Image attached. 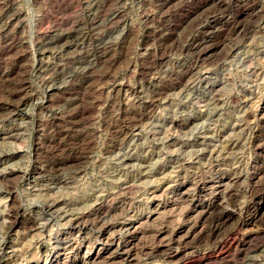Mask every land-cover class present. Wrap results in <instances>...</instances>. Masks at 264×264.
<instances>
[{
    "label": "rangeland",
    "instance_id": "1",
    "mask_svg": "<svg viewBox=\"0 0 264 264\" xmlns=\"http://www.w3.org/2000/svg\"><path fill=\"white\" fill-rule=\"evenodd\" d=\"M215 2L0 0V264H264V0ZM216 184L239 232L209 259L174 230Z\"/></svg>",
    "mask_w": 264,
    "mask_h": 264
},
{
    "label": "bare ground",
    "instance_id": "2",
    "mask_svg": "<svg viewBox=\"0 0 264 264\" xmlns=\"http://www.w3.org/2000/svg\"><path fill=\"white\" fill-rule=\"evenodd\" d=\"M163 1V0H162ZM166 1V0H165ZM176 1V0H175ZM181 1V0H180ZM246 1V0H245ZM162 3V2H161ZM160 3V4H161ZM211 4V3H210ZM215 4L217 5L216 7H222L223 6V3H222V0H216V2H215ZM248 4V3H247ZM158 5V4H157ZM163 5V4H162ZM175 5V4H174ZM219 5V6H218ZM158 6H160V5H158ZM157 6V7H158ZM166 6H167V4H166ZM164 7V6H163ZM168 8V7H167ZM158 9V8H157ZM165 9V8H164ZM216 9V8H215ZM262 9H263V7L261 6L260 8L258 7V9L257 10H255V11H253L252 12V14L253 15H255V17H256V15H259V12L260 11H262ZM118 10V9H117ZM216 10H219V11H222L221 10V8H217ZM119 12V11H118ZM117 12V13H118ZM113 13V12H112ZM111 13V14H112ZM115 13V12H114ZM121 13V12H120ZM166 13V12H165ZM13 15V14H12ZM113 15V14H112ZM116 15H118V14H116ZM116 15H115V17H116ZM120 15V14H119ZM228 15V14H227ZM239 15V14H238ZM237 15V16H238ZM262 15H263V13H262ZM262 15H259V18H260V16H261V18H262ZM122 16V15H121ZM230 16H231V14H230ZM240 16V15H239ZM151 17V16H150ZM153 17V16H152ZM112 18V17H111ZM114 18V17H113ZM123 18V17H122ZM157 18V17H156ZM237 18V17H236ZM235 18V19H236ZM258 18V19H259ZM119 20V19H118ZM256 20H257V18H256ZM111 21V20H110ZM116 21V20H115ZM114 21V22H115ZM200 21V20H199ZM202 21V20H201ZM215 21V20H214ZM232 21V20H231ZM178 23V22H177ZM199 24V23H198ZM223 25H228V24H233V21L232 22H230L229 20H226V21H223V23H222ZM238 24V23H237ZM254 24V23H253ZM235 25L236 24H233V27H235ZM9 26V25H8ZM129 26V25H128ZM164 27V26H163ZM221 27V26H220ZM225 27V26H224ZM230 27H231V25H230ZM243 27V26H242ZM127 29H128V27H127ZM157 29V28H156ZM163 29V28H162ZM229 29V28H228ZM243 29V28H242ZM171 30V29H170ZM231 30V29H230ZM208 31V30H207ZM241 31V30H240ZM162 33V32H161ZM242 35V34H241ZM154 36V35H153ZM205 37V38H204ZM204 37H202V38H204V40L200 43V42H192L193 43V45H192V49H193V53L195 54L194 56H195V58L194 59H192V60H194V62H197L198 60H200L201 59V57L202 56H204L209 50H212V47H215V45H213V43H210L209 41H210V39L208 38V36L206 37V36H204ZM186 38V37H185ZM197 40H199V39H197ZM119 41V40H118ZM188 42V41H187ZM209 42V43H208ZM112 43V42H111ZM190 43V45H191V42H189ZM154 44V43H153ZM160 44V43H159ZM170 44V43H169ZM81 45V44H80ZM110 45V44H109ZM157 45V44H156ZM189 45V46H190ZM110 46H115V44H111ZM162 46V45H161ZM231 46V45H230ZM116 48V47H115ZM211 48V49H210ZM228 48V47H227ZM169 50V49H168ZM177 50V49H176ZM180 50V49H179ZM191 50V49H190ZM52 51V50H51ZM227 51V50H226ZM229 51V50H228ZM153 53V52H152ZM193 55V54H192ZM98 57V56H97ZM55 58V57H54ZM215 58V57H214ZM96 59V58H95ZM154 59V58H153ZM202 59H204V58H202ZM213 59V58H212ZM150 60V59H149ZM60 61V60H59ZM202 61V60H201ZM205 61V60H204ZM89 62V61H88ZM147 62V61H146ZM199 62V61H198ZM197 62V63H198ZM191 63V62H190ZM200 63V62H199ZM203 64V63H202ZM148 65V64H147ZM152 69V67L149 65V66H147V67H145L144 68V75H143V77L150 71ZM143 71V70H142ZM151 72V71H150ZM173 72H175V71H173ZM143 74V73H142ZM150 74V73H149ZM148 74V75H149ZM175 74V73H174ZM173 74V75H174ZM148 75H147V77H148ZM156 75V74H155ZM158 75V74H157ZM171 75V74H170ZM165 76V75H164ZM169 76V75H168ZM6 77V76H5ZM160 78V77H159ZM168 78V80L170 81V78L169 77H167ZM123 79V78H122ZM145 79H146V77H145ZM149 80V79H148ZM163 80H165V79H163ZM189 80V79H188ZM120 81V80H119ZM126 81V80H125ZM160 81V80H159ZM160 82H162V81H160ZM169 84L170 83H168V86H169ZM172 84V83H171ZM115 85V84H114ZM129 85V84H128ZM23 86V85H22ZM123 86H125V84H124V82H118L117 83V85H115V86H113L114 88H119V87H123ZM159 86V85H158ZM112 87V88H113ZM128 87V86H127ZM133 88V87H132ZM138 88V87H137ZM140 88V87H139ZM135 89V88H134ZM134 89H132V90H134ZM156 89V88H155ZM185 89V88H184ZM118 90V89H117ZM124 90V89H123ZM128 90H130V89H128ZM58 91L60 92V93H65L66 92V89L65 88H58ZM262 91V90H261ZM12 93V92H11ZM125 93V92H124ZM133 93V92H132ZM138 93V92H137ZM25 94V93H24ZM62 95V94H61ZM125 95V94H124ZM134 95V94H133ZM160 95V88H157L156 90H154V91H152V94L148 97V99H146V101H144L142 104L147 108V107H149V106H153L154 105V102L156 103V97L157 96H159ZM220 95V94H219ZM127 96V95H126ZM65 97V96H64ZM127 98H129V96L127 97ZM10 99V98H9ZM123 99V98H122ZM126 99V98H125ZM130 99V98H129ZM124 100V99H123ZM132 100V99H131ZM211 100V99H210ZM125 101V100H124ZM128 100H126V102H127ZM125 102V103H126ZM129 102H131V101H129ZM128 102V103H129ZM133 102V101H132ZM222 103V102H221ZM16 104V103H15ZM127 104V103H126ZM131 104V103H130ZM133 104V103H132ZM139 104V103H138ZM220 104V103H219ZM142 105V106H143ZM155 108V107H154ZM216 108V107H215ZM264 105L262 106V107H260L259 108V116L261 115V117H260V120H261V122H263L264 123V115H262V112H264ZM145 109V108H144ZM12 110V109H11ZM65 111V110H64ZM68 111V110H67ZM11 112V111H10ZM71 112V111H70ZM137 112V111H136ZM144 112V111H143ZM81 113H82V110H81ZM139 113V112H138ZM141 113V112H140ZM85 114V113H84ZM258 114V113H257ZM256 115V114H255ZM247 116V115H246ZM53 117H55V116H53ZM59 117H61L60 115H59ZM123 117V116H122ZM84 118V117H83ZM249 118V117H248ZM11 119V118H10ZM77 119V118H76ZM256 119H259V118H256ZM47 120V119H46ZM48 120H49V118H48ZM70 120V119H69ZM124 120V119H123ZM127 120V119H126ZM247 120V119H246ZM254 120V119H253ZM259 120V121H260ZM50 121V120H49ZM58 121V120H57ZM44 123V122H43ZM10 124V123H9ZM79 124V123H78ZM85 124V123H84ZM127 124V123H126ZM137 124V123H136ZM7 125V124H6ZM131 125V124H130ZM244 125V124H243ZM117 126V125H116ZM4 127V126H3ZM67 128V127H66ZM11 130V129H10ZM136 130V129H135ZM9 133V132H8ZM18 133V132H17ZM127 133V132H126ZM118 137V136H117ZM121 137V136H120ZM121 141V140H120ZM251 141V140H250ZM206 144V143H205ZM213 149V148H212ZM210 151H212V150H210ZM221 151V150H220ZM256 151V150H255ZM227 152V151H226ZM6 153V152H5ZM258 153H260V152H258ZM196 154V153H195ZM218 154V153H217ZM215 155V154H214ZM219 156V155H218ZM216 157V156H215ZM6 159V158H5ZM73 159V158H72ZM195 159V158H194ZM259 160V159H258ZM205 160H203V162H204ZM77 163V162H76ZM260 163H261V167L259 166L258 168L256 167V169L257 170H263L264 169V157H261L260 158ZM78 164V163H77ZM124 164V163H123ZM125 164H127V163H125ZM210 164V163H209ZM196 165V164H195ZM211 165V164H210ZM260 165V164H259ZM50 166V165H49ZM68 166V165H67ZM125 166V165H124ZM233 166V165H232ZM51 167V166H50ZM213 167V166H212ZM176 169V168H175ZM174 169V170H175ZM11 171V170H10ZM216 171V170H215ZM173 172V171H172ZM185 172V171H184ZM199 172H201V171H199ZM257 172V171H256ZM40 173V172H39ZM3 174H4V172H3ZM79 174V173H78ZM190 174V173H189ZM258 174V173H257ZM73 175H75V174H73ZM166 176V175H165ZM262 176H264V175H262ZM139 177V176H138ZM163 177V176H162ZM260 177H261V175H260ZM3 178H5V177H3ZM177 178V177H176ZM220 180V179H219ZM160 181V180H159ZM194 181V180H193ZM198 181V180H197ZM213 181V180H212ZM247 181V180H246ZM257 181H259V180H257ZM257 181H254L253 183H252V185H251V188H249V196H250V199L248 200V201H246V203L244 204V206L242 207L243 209H244V211L246 212L247 210H249L250 208H251V206L253 205V199H254V195H255V193L258 191V190H260V189H258L257 188V186H256V184L258 183ZM199 182V181H198ZM215 182V181H214ZM221 183H222V181H220ZM227 182V181H226ZM235 182V181H234ZM129 183V182H128ZM132 183V182H131ZM135 183V182H134ZM217 183V182H216ZM190 184V183H189ZM196 184V183H195ZM233 184V183H232ZM231 184V185H232ZM137 185V184H136ZM194 185V184H193ZM202 185L204 186V183H202ZM201 185V186H202ZM212 185V184H211ZM210 185V186H211ZM202 186V187H203ZM119 187V186H118ZM128 187V186H127ZM197 188H198V186H196ZM208 187H209V185H208ZM211 187H213V186H211ZM221 188V186L219 185V184H216V186L214 187V193H212L211 194V197L209 198V201H207V202H197V203H194V202H192V204H191V214H190V217H191V222L190 221H188L186 224L185 223H179L178 224V227L174 230V233L177 231V230H179V229H182L183 227H185L186 225L188 226V228L186 229L187 230V232H186V235H187V233H188V235L190 236V238H193V237H197L198 238V241H201V240H203V241H211V244L209 245V246H207L206 247V250H205V252H204V254H206L208 257H209V259H211V258H213V259H215V258H217L219 255L221 256V254L222 253H224L225 251H227L228 250V248H230V246H231V244L233 243V241L236 239V236H237V234H238V232H239V230H238V227L235 225V226H232V227H229V228H225V229H222V226H223V224H224V222H225V220H226V218H228L229 216H231L234 212H236V210H235V208H232V207H230L229 205H228V203L230 202V201H233V199H234V196H235V194H234V192L231 190V189H229V188H227V187H225L226 189L224 190V191H217V189L218 188ZM234 187H236V186H234ZM7 188V187H6ZM201 188V187H200ZM219 188V189H220ZM193 189H195V188H193ZM205 189V188H204ZM224 189V188H223ZM117 190V189H116ZM130 190V189H129ZM128 190V191H129ZM187 190H190V189H187ZM118 191V190H117ZM145 191V190H144ZM206 191V190H205ZM208 191V190H207ZM121 192V191H120ZM163 192V191H162ZM236 192V191H235ZM177 193V192H176ZM199 193H201V191H199V192H196V194L194 195V196H196V195H199ZM202 193H203V191H202ZM201 193V194H202ZM211 193V192H210ZM239 193H240V191H239ZM207 193H204V194H202V196L203 195H206ZM186 196V195H185ZM101 197V196H100ZM184 197V196H183ZM182 199V198H181ZM258 200V199H257ZM51 201H53V200H51ZM182 201V200H181ZM47 203H49V202H47ZM99 203V202H98ZM108 203V202H107ZM97 204V203H96ZM92 205V204H91ZM179 205H181V204H179ZM184 205V204H183ZM154 206V205H153ZM233 206V205H232ZM239 206V205H238ZM254 206V205H253ZM104 207V206H103ZM234 207V206H233ZM54 208V207H53ZM52 208V209H53ZM106 208V207H105ZM122 208V207H121ZM180 208V207H179ZM179 208H178V210H179ZM9 209V208H8ZM51 209V210H52ZM56 209H58V208H56ZM163 209V208H162ZM66 210V209H65ZM128 210V209H127ZM65 212V211H64ZM47 213V212H46ZM6 214H9V212L8 213H6ZM130 214V213H129ZM1 215V214H0ZM11 215V214H10ZM103 215V214H102ZM123 215V214H122ZM126 215V214H125ZM249 215V214H248ZM6 216V215H5ZM15 216V215H14ZM158 216H159V213H158ZM178 216V215H177ZM188 216V215H187ZM253 216V215H252ZM260 216V215H259ZM103 217V216H102ZM128 217H130V216H128ZM189 218V217H188ZM11 219V218H10ZM13 219V218H12ZM80 219V218H79ZM104 219H105V217H104ZM127 219V218H126ZM158 219V218H157ZM177 220H178V218H177ZM181 220V219H180ZM187 220H189V219H187ZM206 220H208L209 221V227H206L205 229H203L202 228V226L203 225H201V224H204V222L206 221ZM6 221H7V219H6ZM79 221V220H78ZM107 221V220H106ZM208 221H206V222H208ZM238 221V220H237ZM10 222V221H9ZM18 222V220H17V218L15 217L13 220H12V223H11V225L13 226V225H15L16 223ZM86 223V221H83V223ZM102 222H103V220H102ZM189 222H190V224H189ZM206 222H205V224H206ZM234 222H236V221H234ZM7 223V222H6ZM82 223V224H83ZM90 223V222H89ZM131 223V222H130ZM100 224V223H99ZM140 225V224H139ZM145 225V224H144ZM201 225V227H198V226H200ZM221 225V226H220ZM129 226V225H128ZM134 226V225H133ZM141 226V225H140ZM206 226V225H205ZM204 226V227H205ZM230 226V225H229ZM124 227V226H123ZM126 227V226H125ZM124 227V228H125ZM135 227V226H134ZM133 227V228H134ZM165 227V226H164ZM176 227V226H175ZM129 228H131V227H129ZM132 228V229H133ZM138 228V227H137ZM137 228H136V230H137ZM197 228H200L199 230L197 229ZM135 230V229H134ZM133 230V231H134ZM135 230V231H136ZM83 231V230H82ZM134 231V232H135ZM185 231V230H184ZM183 231V232H184ZM248 231V230H247ZM77 232V231H76ZM116 232V231H115ZM133 232V233H134ZM114 233V232H113ZM120 233V232H119ZM173 233V232H172ZM76 234V233H75ZM123 234V233H122ZM181 234V233H180ZM131 235V234H130ZM159 235V234H158ZM165 235V234H164ZM168 235V234H167ZM71 236V235H70ZM162 236V235H161ZM175 236V235H174ZM179 236V235H178ZM178 236H175V238H173L172 237V239H173V242H175L177 245L178 244H180V243H182V241H181V238H179ZM254 236V235H253ZM160 237V236H159ZM165 237H166V235H165ZM171 237V236H170ZM169 237V238H170ZM130 238V237H129ZM161 238V237H160ZM239 237H237V239H238ZM106 239V238H105ZM118 239V238H117ZM168 239V238H167ZM171 239V240H172ZM195 239V238H194ZM119 240V239H118ZM193 240V239H192ZM196 240V239H195ZM128 238H126L125 240H120L118 243H116V249L118 248V246H120V251H121V249H123L124 251H125V253L127 254L128 253V247L126 248V246H127V243H128ZM134 241V240H133ZM137 241V240H136ZM166 241H168V240H166ZM165 241V242H166ZM135 242V241H134ZM236 242V241H235ZM160 243H162V241L160 242ZM159 243V244H160ZM167 243V242H166ZM174 243V244H175ZM139 244V243H138ZM167 245V244H166ZM176 245V246H177ZM181 245V244H180ZM136 246V245H135ZM142 246V245H141ZM168 247H170V246H168ZM172 248V247H171ZM169 249V248H168ZM179 249H181L180 247H175V248H173V254L172 255H170V256H173L174 254H176L178 251H179ZM233 249V248H232ZM65 250V249H64ZM135 250V249H134ZM203 250V251H204ZM231 250V249H230ZM14 251V250H13ZM66 251V250H65ZM143 251V250H142ZM163 251H165L164 249H163ZM169 251V250H168ZM184 251V250H183ZM132 252V251H131ZM167 252V251H166ZM171 252H172V249H171ZM186 252V251H185ZM199 252V251H198ZM227 253V252H226ZM161 254V253H160ZM167 254V253H166ZM170 254V253H169ZM186 254V253H185ZM125 255V254H124ZM131 254H130V249H129V253H128V257L130 256ZM201 255H203V254H201V253H191L189 256H187V259H189V260H191V261H193V262H195V263H198L199 262V260L201 259ZM101 256V255H100ZM176 257V256H175ZM246 257V256H245ZM64 258V257H63ZM98 258V257H97ZM135 258V257H134ZM149 258V257H148ZM165 258V257H164ZM163 258V259H164ZM219 258V257H218ZM153 259V258H152ZM101 260V259H100ZM104 260V259H103ZM219 260V259H218ZM93 261H96L95 259L93 260ZM113 262V261H112ZM161 262V261H160ZM91 263H93L92 261H91ZM151 263V262H150ZM180 263V262H179ZM190 263V262H189ZM60 264V263H59ZM106 264H108V263H106ZM109 264H110V262H109ZM114 264V263H113ZM214 264V263H213Z\"/></svg>",
    "mask_w": 264,
    "mask_h": 264
}]
</instances>
